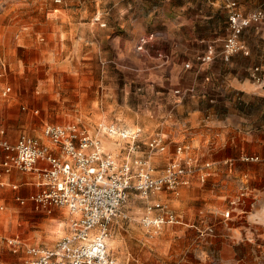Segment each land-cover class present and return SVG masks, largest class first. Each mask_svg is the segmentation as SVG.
<instances>
[{
  "label": "rangeland",
  "instance_id": "374dc122",
  "mask_svg": "<svg viewBox=\"0 0 264 264\" xmlns=\"http://www.w3.org/2000/svg\"><path fill=\"white\" fill-rule=\"evenodd\" d=\"M55 1L0 0V127L14 140L24 133L39 136L48 124L77 125L109 141L103 132L113 126L129 132L140 129L144 142L156 133L151 129L155 106L149 100L155 85L149 69L155 59L137 52L131 35L124 39L122 52L114 53L116 63H111L109 52L115 50L110 46L97 45L101 57L94 59L86 49L88 43L79 47L74 26L85 20L82 13L93 10L101 19L106 14L113 18L120 10L131 13L134 8L149 14L151 0ZM96 37L106 40L108 35L98 30ZM7 88L10 91L4 95ZM215 104L209 103L208 108ZM12 106L28 113L27 120L6 112ZM253 106L251 103L248 108ZM245 113L253 116L251 111ZM208 117L216 120L214 112ZM113 136L115 142L109 143L118 164L146 153L143 145L130 153L128 140ZM174 148L170 146L171 152ZM163 156L166 160L148 156L157 173L168 162V154ZM12 195L7 187L0 191V264H25L24 249L15 253L8 239L17 236L29 246L53 247L67 233L69 215L63 208L36 209L31 202L21 205ZM171 199L168 204L183 216L185 224L157 229L142 225L144 209L137 197L131 196L109 226V255L121 264H235L228 259L223 262L219 245L211 238L201 241L186 225L188 191L180 197L171 195ZM190 220L197 221V216ZM225 255L232 257L233 251Z\"/></svg>",
  "mask_w": 264,
  "mask_h": 264
},
{
  "label": "crops",
  "instance_id": "0c3cea01",
  "mask_svg": "<svg viewBox=\"0 0 264 264\" xmlns=\"http://www.w3.org/2000/svg\"><path fill=\"white\" fill-rule=\"evenodd\" d=\"M233 1L244 14L264 6V0ZM227 2L151 0L149 14L134 8L131 13L120 10L113 18L106 14L101 19L93 10L82 13L85 20H80L74 28L78 29L79 47L88 43L86 49L94 59L101 57L98 46L114 49L109 52L113 58L114 53L122 52L128 35L137 43L140 36L154 34L146 52L136 50L155 59L149 69V77L155 83L149 92V100L155 106L151 129L155 134H161L170 146H187L188 152L201 162L212 164L211 176L205 183L194 177L189 186L181 187L177 193L164 192L155 197L168 204L171 195L180 197L183 191H188L186 225L196 231L201 241L211 238L217 243L224 256L223 262L228 259L235 264H264V87L255 81L253 73L258 68V74L264 75V23H252L244 28L240 40L248 55L238 52L229 62L216 59L202 66L196 61L209 45L220 48L221 41L228 35ZM98 30L106 31L108 38L98 39ZM115 32L120 35L115 36ZM158 55L167 56V61H160ZM132 61L139 63L136 58ZM111 63H116V59L113 58ZM185 64L189 67L185 68ZM187 88L192 92L186 96L174 94L175 89ZM209 103L216 104L209 109ZM251 103L254 106L249 109ZM210 111L215 113L216 120L208 119ZM248 111L253 116L245 113ZM6 112L20 119L28 118V113H21L15 106ZM29 112L36 114L37 110ZM1 130L4 134H0V138L10 143L21 135L12 140L3 127ZM171 153L170 150L168 157ZM244 155L259 156L261 161L243 162L241 157ZM157 158L166 160L163 155ZM3 181L6 185L1 190L9 188L13 198H27L38 190L35 178L30 174L13 171ZM242 184L247 188L243 197ZM12 186L17 189L13 190ZM230 202L237 203L230 207ZM170 208L181 216V224H185L183 216ZM229 208L231 215L224 218L223 214ZM194 214L197 221L190 220ZM207 227L214 228V233L200 236V230ZM230 250L233 256L225 258Z\"/></svg>",
  "mask_w": 264,
  "mask_h": 264
},
{
  "label": "built area",
  "instance_id": "2783aa9c",
  "mask_svg": "<svg viewBox=\"0 0 264 264\" xmlns=\"http://www.w3.org/2000/svg\"><path fill=\"white\" fill-rule=\"evenodd\" d=\"M227 1L228 35L221 41L220 48L211 44L205 54L197 57L199 66L209 65L216 59L229 62L238 52L248 55L240 40L241 34L252 23H264V6L244 14L235 1ZM154 37L153 33L140 36L135 49L146 52V46ZM167 58L157 56L162 62ZM188 67L189 64H185V68ZM258 71L255 68L253 72L255 81L264 87V75H259ZM9 91L7 88L3 94ZM191 92L190 88L174 90L177 96ZM106 132L128 140L130 153L134 154L140 145L145 147L146 153L118 164L114 156L102 150L97 136L77 125L48 124L41 136L21 134L14 143L0 138V190L6 185L4 178L13 171L30 174L38 190L27 198L15 196L14 199L21 205L31 202L36 209L64 208L69 215L68 231L53 247L29 246L17 236L8 239L15 253L24 249L25 264H121L109 255V226L131 196L143 204L141 223L144 227L159 229L167 224H181V216L155 196L164 192L177 193L181 187L189 186L194 177L205 183L211 176L212 164L201 162L184 145L175 146L168 162L157 173L148 156L170 153V144L161 134H153L141 142L140 129L129 132L111 126ZM241 160L261 161L256 155H244ZM12 189L16 190L17 186ZM246 189L242 184V197ZM236 203L230 202L229 206ZM231 211L227 209L224 218H229ZM213 233L212 227L199 232L200 236Z\"/></svg>",
  "mask_w": 264,
  "mask_h": 264
},
{
  "label": "bare ground",
  "instance_id": "6f19581e",
  "mask_svg": "<svg viewBox=\"0 0 264 264\" xmlns=\"http://www.w3.org/2000/svg\"><path fill=\"white\" fill-rule=\"evenodd\" d=\"M103 135H107V138L109 139V141H106V140H102V138L100 137V139L98 138V140L100 141V144H101V148L104 152H106L105 150H110L111 147H110V143L111 141H113L114 139V136L113 135H116V134H110V133H105L103 132ZM117 136V135H116ZM115 142V141H113ZM112 150V149H111ZM107 153H110L112 156L114 155L112 152H107ZM61 227V226H60ZM56 233H59L60 231H55ZM113 244V243H112Z\"/></svg>",
  "mask_w": 264,
  "mask_h": 264
}]
</instances>
